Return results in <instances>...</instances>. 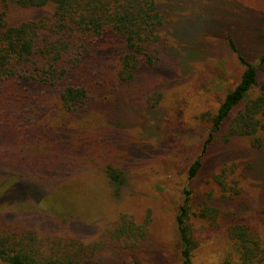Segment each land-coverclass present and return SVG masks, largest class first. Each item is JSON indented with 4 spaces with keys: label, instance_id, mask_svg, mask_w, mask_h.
Instances as JSON below:
<instances>
[{
    "label": "rangeland",
    "instance_id": "1",
    "mask_svg": "<svg viewBox=\"0 0 264 264\" xmlns=\"http://www.w3.org/2000/svg\"><path fill=\"white\" fill-rule=\"evenodd\" d=\"M156 1L169 9L168 41L159 64L141 66L130 84L119 86L120 98L109 114L107 109L85 116L59 113L54 117L52 113L54 119L48 122L54 132L61 131L55 136L62 152L72 150L81 136L102 130L103 144L93 151H77L71 155L75 160L69 170L48 172L40 179L57 196L46 210L34 212L31 204H14L7 217L2 214L7 207L0 205V227L11 231L10 227L23 225L32 231L29 243L34 251L48 255L74 243L69 248L92 252L82 264L178 263L175 214L182 189L189 184L187 168L200 153L210 116L244 70L230 39L258 67L259 82L264 81V63L259 64L264 55V0ZM42 12L11 6L8 14L21 20ZM110 40V47L97 52L96 75L112 76L117 68L122 48ZM147 98H151L149 104ZM109 162L121 172L116 183L103 173ZM234 162L238 172L245 171L240 192L219 198L211 176ZM263 162L264 147L251 149L247 139L223 144L218 133L208 147L202 168L191 181L192 196L194 203L203 200L216 206L219 216L215 225L195 224L200 246L194 252V264L224 262L232 251L227 226L236 216L261 226ZM9 191L0 176V195L20 194ZM123 216L143 225L145 233L137 247L120 246L123 240L112 235ZM0 264L8 263L0 259Z\"/></svg>",
    "mask_w": 264,
    "mask_h": 264
},
{
    "label": "trees",
    "instance_id": "2",
    "mask_svg": "<svg viewBox=\"0 0 264 264\" xmlns=\"http://www.w3.org/2000/svg\"><path fill=\"white\" fill-rule=\"evenodd\" d=\"M11 6L43 12L13 20L8 14ZM168 12L156 0H0V176L9 192L20 193L9 198L1 192L0 205L7 207L3 215L8 217L14 204H31L34 212L46 210L57 196L40 179L48 172L69 170L75 160L71 155L77 151H93L103 144L104 130L81 136L72 150L62 152L55 136L61 131L54 132L48 122L59 113L85 116L107 109L109 114L120 98L118 87L130 84L141 66L159 64L168 41ZM111 38L122 48L117 68L112 76L96 75L97 52L110 47ZM229 45L244 70L210 116L200 153L187 168L189 184L182 189L175 214L177 264H194L200 246L195 224L215 225L219 216V209L207 201L194 203L191 187L217 134L221 133L223 144L247 139L251 149L264 147V81L259 82L258 67L239 53L231 39ZM259 62L264 63V55ZM103 173L111 183L121 175L110 162ZM244 174L235 162L214 173L211 181L219 198L239 194ZM124 217L112 235L123 240L120 246L137 247L145 233L143 225ZM258 221L257 228L241 217L232 220L227 226L232 251L222 264H264V214ZM22 227L12 226L11 231L0 227V259L8 264H82L92 254L83 253L84 247L69 248L74 244L70 243L62 251L43 255L31 248L32 231Z\"/></svg>",
    "mask_w": 264,
    "mask_h": 264
}]
</instances>
